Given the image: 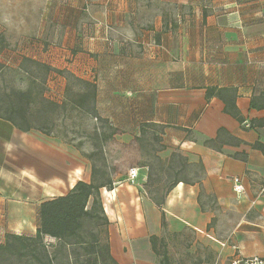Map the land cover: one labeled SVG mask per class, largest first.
Wrapping results in <instances>:
<instances>
[{
	"label": "crops",
	"instance_id": "0c3cea01",
	"mask_svg": "<svg viewBox=\"0 0 264 264\" xmlns=\"http://www.w3.org/2000/svg\"><path fill=\"white\" fill-rule=\"evenodd\" d=\"M24 59L52 69L54 96L66 88V75L55 67L94 83L99 113L119 130L116 137L133 140L144 125L146 133L159 128L156 136L203 167L194 185L175 186L165 212L179 217L181 229L196 231L215 262L264 257V194L256 199L264 187V154L252 148L264 144V108L251 107L264 98V0H0V64L16 68L21 83L33 79L21 70ZM216 88L234 90L243 126L224 112L220 98H206ZM252 121L257 127L245 129ZM221 128L242 143L221 152L205 145ZM133 168L140 173L134 181L144 183L146 168ZM92 177V162L75 146L0 119V243L6 235L34 237L42 202ZM234 177L245 186L241 198ZM127 181H133L129 174L115 178L110 194ZM147 203L160 225L159 210ZM117 238L111 235V248ZM143 238L137 242L147 259ZM111 253L120 260L118 251Z\"/></svg>",
	"mask_w": 264,
	"mask_h": 264
},
{
	"label": "rangeland",
	"instance_id": "374dc122",
	"mask_svg": "<svg viewBox=\"0 0 264 264\" xmlns=\"http://www.w3.org/2000/svg\"><path fill=\"white\" fill-rule=\"evenodd\" d=\"M86 1L89 3L90 0ZM51 19L53 20V17ZM26 67L34 73V78L39 80L38 88L48 96L49 100H57L60 103L67 102L68 106L65 109H58L50 114L51 122L49 124L53 128L54 138H59L65 143L75 146L84 156L94 154L90 162L100 172L98 174L99 180L104 178V176L106 179H122L123 175H128L132 165L145 167L146 173H148L147 180L144 183L137 184L133 180L118 184L116 187L122 186L114 196L106 189L101 191V201L109 224H106L103 220L99 223L87 220L83 230V234L86 235L90 242H92V234L97 236V247L99 248L97 254L87 253L80 247L73 246V248H66L67 250L59 253L55 264H114L106 257L104 251L103 253L100 252V249H105V245L109 244L111 246V235L118 237L117 243H114L115 246L112 245V248L120 253V260L117 261L119 264H159L149 244L151 235H157L165 239L170 264H215L216 255L214 250L212 247L205 245L204 241L201 242L198 239L196 231L191 227L181 229L179 217L174 215V213L167 214L173 226L170 227L168 225L167 229L163 230L159 222L156 225V218L153 216V212L147 208V199L151 201L152 198L156 200L163 198L176 178L196 183L201 175L199 165L189 164L187 161V166L183 169L182 165L186 162L185 159L187 157H185L184 153H179V149L171 147L166 142V139L160 135L156 136V133L159 134L161 132L159 128H150L152 131L133 140L119 134L117 137L114 136L112 140L103 142L100 136L113 133V126L105 124L101 120L97 121L85 112L75 109L71 102L73 96L71 94L66 95V88L61 98L54 96L52 92L56 93L57 90V84L54 82L55 78H47L48 74L43 68H36L30 65ZM54 70L59 71L57 67ZM1 74L0 90H27L28 82L24 81L21 83L19 76L22 74L16 68H5ZM69 74L68 76H70ZM71 75L75 76L74 74ZM68 76H65V85L69 82L74 94L83 91L84 87L76 84L72 77ZM75 77L77 78V76ZM57 83L59 84V82ZM173 152L178 156L171 165L170 160ZM149 174L150 180L148 179ZM129 186H133V188ZM126 190L128 195L123 192ZM141 195L145 197L143 203L137 199ZM201 197V200L208 202L209 207L215 206L212 197L205 195ZM215 223L216 220H212L209 229ZM179 228L180 230H178ZM134 231L137 232L133 233ZM124 237L128 241H123ZM140 237H144V246L149 250L147 259L143 256L145 251L141 242H137ZM45 242L48 250L55 254L59 243L51 238H46ZM75 250L80 256L74 254ZM139 257H143L147 262L141 261ZM0 264L22 263L12 260Z\"/></svg>",
	"mask_w": 264,
	"mask_h": 264
},
{
	"label": "trees",
	"instance_id": "16d2710c",
	"mask_svg": "<svg viewBox=\"0 0 264 264\" xmlns=\"http://www.w3.org/2000/svg\"><path fill=\"white\" fill-rule=\"evenodd\" d=\"M30 65L36 68H43L45 72L49 75L52 69L40 62L33 61L31 59H24L21 70L27 72L33 79H30L27 84V90H15L3 91L0 90V119H3L9 123H12L21 132H29L35 130L37 132H42L48 137H53V128L50 126L51 117L50 114L54 113L58 109H65L68 105L67 102L63 103L56 100L52 101L45 97L42 90H39V85L37 78H34V73H32L26 66ZM4 67L0 64V76ZM62 75H67L69 73L57 71ZM76 84L84 87L83 91L74 94L69 82L66 85V95L71 94L73 96L71 102L75 109L85 112L89 116H92L95 120L103 121L105 124H109V121L103 118L98 110V87L87 80H81L75 76L69 74ZM213 97L220 98L224 105V112L237 120V122L243 126L245 120L239 112L236 106V96L233 89H208L206 92V98L208 100ZM39 103V106H38ZM251 107L253 109L264 108V98L260 100H252ZM264 126V123H261ZM145 127L149 125H144L141 128V135L146 133ZM257 127V124L252 121L249 127H244L245 129H253ZM113 133L102 134L100 137L103 142L112 140L114 136L119 132L115 127L112 128ZM141 137V136H140ZM138 137V138H140ZM242 141L237 140L234 136H231L228 131L221 128L218 131L217 138L215 140L205 141V145L214 149L215 151H222L224 145H239ZM252 148L263 152L264 154V144L257 142L252 145ZM176 152V151H175ZM173 152L171 155L170 164L175 161L176 153ZM180 153V151H179ZM94 154L85 155L88 160H91ZM245 159V158H244ZM182 165L185 169L187 166L188 159ZM171 164V165H172ZM200 172L203 173V167L200 165ZM97 167L92 164V181L90 183L79 181L71 189V192L65 196H59L50 200H45L40 205L39 210V227L36 231L34 237H26L19 235H6L5 243H0V263L17 261L18 263L26 264H55L57 260V255L61 252L67 250L66 248H73V246L80 247L87 253H98L97 242L98 238L96 235L92 234V242H90L86 235L83 234L85 228V223L87 220L94 221L96 223L103 220L106 224H109L104 212V205L101 201V191L107 189L108 191H113V180L101 178L98 179ZM149 174V180H150ZM180 182L186 185H194L195 182L188 181L186 179L176 178L170 188L164 194V197L160 200L152 198L151 201L154 203L156 208L160 213V227L166 230L168 227V221L166 217V212L164 209L165 199L174 190ZM199 183V182H198ZM209 229V226H208ZM50 237L59 243L57 252L52 254L48 250V246L45 242L46 238ZM149 244L152 252L156 256L159 264H170L168 257V248L163 237H158L157 235H151L149 237ZM105 249H100V252L106 253V257L114 264H119L115 261L111 254L110 245H105ZM99 252V254H101ZM74 254L80 256L75 250Z\"/></svg>",
	"mask_w": 264,
	"mask_h": 264
},
{
	"label": "built area",
	"instance_id": "2783aa9c",
	"mask_svg": "<svg viewBox=\"0 0 264 264\" xmlns=\"http://www.w3.org/2000/svg\"><path fill=\"white\" fill-rule=\"evenodd\" d=\"M247 127H249L248 124H246ZM129 180H135L139 177L140 173L138 169H130L129 170ZM232 186L234 193L236 194L237 198H241L246 194L245 186L242 183L241 178L234 177L232 181ZM264 194V187L260 191V193L257 195L256 199H259ZM215 264H219V262H216ZM229 264H264V257H250L245 258L240 255H235L232 260H230Z\"/></svg>",
	"mask_w": 264,
	"mask_h": 264
},
{
	"label": "bare ground",
	"instance_id": "6f19581e",
	"mask_svg": "<svg viewBox=\"0 0 264 264\" xmlns=\"http://www.w3.org/2000/svg\"><path fill=\"white\" fill-rule=\"evenodd\" d=\"M134 222V221H133ZM132 226H134V225H132ZM129 229V228H128Z\"/></svg>",
	"mask_w": 264,
	"mask_h": 264
}]
</instances>
